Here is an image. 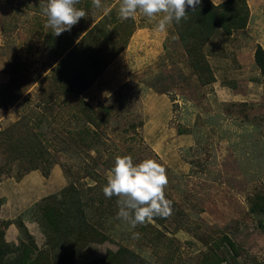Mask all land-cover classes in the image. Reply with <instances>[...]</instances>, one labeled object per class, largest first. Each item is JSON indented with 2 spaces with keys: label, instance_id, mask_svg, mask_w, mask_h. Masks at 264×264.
I'll return each instance as SVG.
<instances>
[{
  "label": "rangeland",
  "instance_id": "374dc122",
  "mask_svg": "<svg viewBox=\"0 0 264 264\" xmlns=\"http://www.w3.org/2000/svg\"><path fill=\"white\" fill-rule=\"evenodd\" d=\"M120 2L101 0L96 8L92 0H79L76 7L86 17L55 36L42 12L47 0H0V142L26 137L29 131L28 142H35L33 130L61 167L66 185L72 182L80 189L95 186L93 176L106 180L117 155L129 154L134 162L153 158L166 168L165 194L172 212L160 225L150 221L160 235L149 232L151 228L142 231L139 224L131 228L116 218L117 212L106 224L110 239L89 243L76 255L79 264L92 259L126 264L125 256L107 255L119 245L143 264H211V251L220 264H264V96L253 60L255 45L264 49V0H246V26L229 35L219 30L204 45L213 76L207 82L205 71L196 73L190 65L173 24L159 32V17L149 21L139 12L122 21ZM141 25L158 34L159 41L149 37L150 43L138 41L123 53L128 80L89 105L110 112L103 114L99 127L85 123L83 145L69 129L85 126V115H79L73 98L55 91L58 96L50 100L56 87L51 68L68 51L67 68L80 59L103 62ZM100 115L94 114L96 121ZM164 131L173 135L162 143L148 139V132ZM5 151L0 145V165ZM34 204L18 216L28 221L29 233L42 249L45 236ZM12 212L5 209L3 215ZM21 235L14 224L5 228L3 238L12 246L7 259L19 253ZM223 236L231 239L236 253L220 243Z\"/></svg>",
  "mask_w": 264,
  "mask_h": 264
},
{
  "label": "trees",
  "instance_id": "16d2710c",
  "mask_svg": "<svg viewBox=\"0 0 264 264\" xmlns=\"http://www.w3.org/2000/svg\"><path fill=\"white\" fill-rule=\"evenodd\" d=\"M186 11V19H182L179 23L173 21L172 24L190 65L196 73L200 74L204 70L207 82L209 79L212 80L213 76L203 54L204 45L219 30L229 35L234 30L243 29L248 20V6L246 0H224L218 4H213L209 0H201L194 11L191 8H187ZM118 52L119 49L114 50L103 62H97L96 58L92 57L90 60L80 59L67 68L70 65L68 55L70 51H68L66 56L51 68V80L53 86L56 87L50 100L53 101L59 94L69 97V100L73 98L75 105L79 106V110L77 109L79 115H85L83 125L91 123L93 127L94 125L99 127L98 121L103 120V114L110 112V109L99 107L97 111L82 100L79 94L90 86ZM95 53L98 54L96 51ZM253 60L261 75L264 96V49L260 44L255 45ZM86 76L89 77L87 80H85ZM96 112L101 114L97 121L94 117ZM85 127L88 129L86 125L69 129V133L77 135V140L83 145H85V136H83ZM86 133L89 134L88 131ZM29 134L26 137L20 136L18 139L8 137L1 140L0 145L9 151H5L7 155L4 156L5 160L0 165V180L13 177L18 181L29 171L39 168L44 177L49 176L55 160L37 134L35 137L33 130L32 135L35 142L29 143L27 140ZM15 163L17 169L13 168ZM93 177L97 183L95 186L80 189L74 183L69 182L58 193L48 194L35 202L33 205V210L36 212L35 219L45 236V244L42 249L37 248L35 240L25 227L21 216L6 220L0 218V264H79L76 255L89 243L101 244L109 240L106 224H110V220L114 219V215L119 211L118 198L115 196L106 197L103 187L107 181L98 178L96 180V177ZM1 204L2 199H0V206ZM255 208L256 206H252V210ZM163 219L159 216L153 218L158 225L163 223ZM9 224H14L22 237L18 239L19 253L13 258L7 259L12 246L5 242L3 236L4 230ZM138 227L142 228V231L151 228L149 232L160 235V230L150 222L139 224ZM220 243L225 244L232 253H236L233 242L227 236H223V241ZM107 255L125 256L129 258L126 264L144 263L139 258L137 260L138 256H135L133 251L124 245H119L115 252L108 249ZM220 259L216 252L211 251L207 262L220 264L222 261ZM87 264L102 263L100 260L98 262L96 259H92Z\"/></svg>",
  "mask_w": 264,
  "mask_h": 264
},
{
  "label": "clouds",
  "instance_id": "9594fccd",
  "mask_svg": "<svg viewBox=\"0 0 264 264\" xmlns=\"http://www.w3.org/2000/svg\"><path fill=\"white\" fill-rule=\"evenodd\" d=\"M99 8L101 0H92ZM79 0H47L42 12L47 17L46 27L55 36L70 31L86 12L76 5ZM201 0H121L118 14L123 20L134 19L139 12L149 21L156 22V30L165 32L173 21L179 23L187 18V8L193 11ZM103 193L106 197H117L118 218L127 222L131 228L150 222L154 217L166 218L172 212V201L166 197L168 185L166 168L153 158L134 162L129 154L117 155L106 176ZM139 236V233H135Z\"/></svg>",
  "mask_w": 264,
  "mask_h": 264
},
{
  "label": "crops",
  "instance_id": "0c3cea01",
  "mask_svg": "<svg viewBox=\"0 0 264 264\" xmlns=\"http://www.w3.org/2000/svg\"><path fill=\"white\" fill-rule=\"evenodd\" d=\"M213 4H218L224 0H209ZM148 28L144 25L137 27L129 37L127 44L117 53L110 63L103 69V71L94 79V81L85 88L81 93V97L84 101L92 107L99 101L104 100L113 94L124 82L128 80V68L125 63V54L128 51L129 46H133L138 41L142 43L149 41V37L153 43L156 42V38H160L158 34H151L148 32ZM163 39V38H162ZM159 41V40H158ZM157 41V42H158ZM124 50V51H123ZM125 53V54H123ZM162 118L159 120V124L162 123ZM150 141L162 143L166 139V135H173L170 131L159 132L155 135L148 132L147 136ZM58 165H53L50 174L45 177L38 170H32L25 174L23 178L16 181L14 178H6L0 181V199L3 200L0 206V218L1 219H13L21 214L24 208L31 206L37 202L40 198L59 191L67 183L66 176ZM41 180L46 182L42 184ZM23 207L22 209H20ZM13 211L12 215L4 216V210ZM19 210V211H18ZM24 225L32 233L31 226L27 220L23 219Z\"/></svg>",
  "mask_w": 264,
  "mask_h": 264
}]
</instances>
